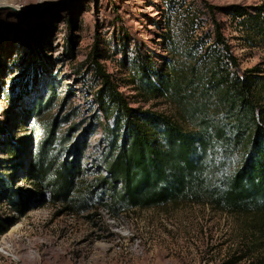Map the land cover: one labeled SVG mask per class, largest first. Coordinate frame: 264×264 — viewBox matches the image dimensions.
<instances>
[{"label": "rangeland", "instance_id": "obj_1", "mask_svg": "<svg viewBox=\"0 0 264 264\" xmlns=\"http://www.w3.org/2000/svg\"><path fill=\"white\" fill-rule=\"evenodd\" d=\"M205 3L215 7L240 67L264 69V46L250 43L226 13L232 4L264 0H0V264H264V230L251 215L198 203L136 208L118 218L101 208L76 215L25 173L43 139L36 118L56 119L57 133L70 131V145L82 138L84 177L96 171L103 122L94 99L100 83L89 66L96 40L97 61L131 107L175 117L166 99L141 89L138 64L162 70L170 39L209 30ZM186 8L200 13L193 28L185 25ZM49 96L44 116L35 118V104ZM15 148L20 154H10ZM9 191L29 196L21 212Z\"/></svg>", "mask_w": 264, "mask_h": 264}, {"label": "trees", "instance_id": "obj_2", "mask_svg": "<svg viewBox=\"0 0 264 264\" xmlns=\"http://www.w3.org/2000/svg\"><path fill=\"white\" fill-rule=\"evenodd\" d=\"M214 8L205 3L209 30L169 40L171 58L165 68L138 64L141 89L151 98L166 99L175 117L131 107L97 61L95 41L89 66L100 83L94 99L103 122L92 178L84 177L81 162L87 146L82 138L70 145V131L57 133L56 119L36 118L44 116L52 96L35 104L33 115L43 129H36V136L43 139L27 159L25 173L52 202L76 215L101 208L112 218L136 208L208 204L251 215L264 230V69L258 64L240 67L212 15ZM186 10L185 25L193 28L200 13ZM226 13L238 20L250 43L264 46L263 3L232 4ZM14 192L7 199L21 212L29 196Z\"/></svg>", "mask_w": 264, "mask_h": 264}]
</instances>
